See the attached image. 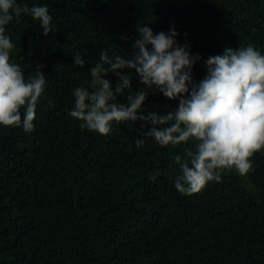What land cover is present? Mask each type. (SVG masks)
<instances>
[{
    "label": "trees",
    "instance_id": "1",
    "mask_svg": "<svg viewBox=\"0 0 264 264\" xmlns=\"http://www.w3.org/2000/svg\"><path fill=\"white\" fill-rule=\"evenodd\" d=\"M17 3L46 5L53 32L45 36L39 21L23 14L6 26L13 62L26 80L42 65L46 84L32 132L0 126V264H264V151L253 157L249 176L225 172L220 182L184 195L172 180L174 158L193 142L162 147L145 138L137 147L150 127L142 129V121L113 122L105 136L68 115L73 90L87 87L99 53L128 58L138 25L153 33L174 26L178 44L200 56L192 68L197 84L208 57L226 47L251 44L264 54V0ZM75 55L84 68L74 66ZM105 79L115 85L117 78ZM131 86L117 102L142 87L134 70ZM177 104L151 90L142 111L164 113Z\"/></svg>",
    "mask_w": 264,
    "mask_h": 264
},
{
    "label": "clouds",
    "instance_id": "2",
    "mask_svg": "<svg viewBox=\"0 0 264 264\" xmlns=\"http://www.w3.org/2000/svg\"><path fill=\"white\" fill-rule=\"evenodd\" d=\"M22 14L38 20L45 36L53 32V18L46 5L29 7L17 0H0V126L22 127L30 133L46 76L41 65L26 80L23 68L11 57L16 45L6 35V26L14 19L18 23ZM136 31L139 38L132 42L134 51L128 58L99 53L98 62L89 69L87 87L73 90L74 107L68 115L80 122L82 130L105 136L113 122L142 121V129L150 127L136 139L137 147L145 138L162 147L193 142L194 147H185L183 155L174 158L179 172L172 180L184 195L220 182L225 172L234 170L241 177L254 172L253 157L264 151V54L251 44L235 50L226 47L222 55L208 57L207 75L197 84L192 68L200 56L191 54L188 44H178L174 26L168 33H153L140 25ZM85 63L75 55L74 66L84 68ZM133 70L142 87L127 96V103H119L118 97L132 90ZM109 74L117 78L115 85L105 79ZM151 90L177 100V107L144 115L142 105Z\"/></svg>",
    "mask_w": 264,
    "mask_h": 264
}]
</instances>
